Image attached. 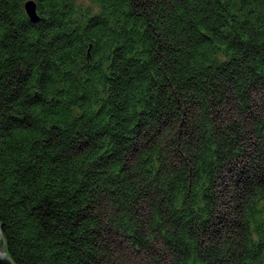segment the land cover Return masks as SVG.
Here are the masks:
<instances>
[{
  "label": "trees",
  "instance_id": "obj_1",
  "mask_svg": "<svg viewBox=\"0 0 264 264\" xmlns=\"http://www.w3.org/2000/svg\"><path fill=\"white\" fill-rule=\"evenodd\" d=\"M27 1L0 0L12 264H264V0Z\"/></svg>",
  "mask_w": 264,
  "mask_h": 264
},
{
  "label": "water",
  "instance_id": "obj_2",
  "mask_svg": "<svg viewBox=\"0 0 264 264\" xmlns=\"http://www.w3.org/2000/svg\"><path fill=\"white\" fill-rule=\"evenodd\" d=\"M24 10L30 21L32 22L38 21L39 17L36 12V5L33 1L31 0L27 1L24 4ZM0 240H1V234H0ZM0 264H12L11 260L6 255L3 247H0Z\"/></svg>",
  "mask_w": 264,
  "mask_h": 264
},
{
  "label": "rangeland",
  "instance_id": "obj_3",
  "mask_svg": "<svg viewBox=\"0 0 264 264\" xmlns=\"http://www.w3.org/2000/svg\"><path fill=\"white\" fill-rule=\"evenodd\" d=\"M76 3L81 7H86L91 5L89 0H76Z\"/></svg>",
  "mask_w": 264,
  "mask_h": 264
},
{
  "label": "bare ground",
  "instance_id": "obj_4",
  "mask_svg": "<svg viewBox=\"0 0 264 264\" xmlns=\"http://www.w3.org/2000/svg\"><path fill=\"white\" fill-rule=\"evenodd\" d=\"M263 166H264V161H263ZM258 197H260V195H257Z\"/></svg>",
  "mask_w": 264,
  "mask_h": 264
}]
</instances>
